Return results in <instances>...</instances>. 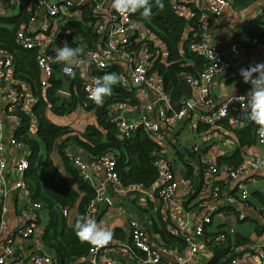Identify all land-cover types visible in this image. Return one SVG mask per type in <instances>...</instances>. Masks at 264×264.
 I'll return each mask as SVG.
<instances>
[{
	"label": "built area",
	"instance_id": "1",
	"mask_svg": "<svg viewBox=\"0 0 264 264\" xmlns=\"http://www.w3.org/2000/svg\"><path fill=\"white\" fill-rule=\"evenodd\" d=\"M152 1L149 0V3ZM111 2L112 0H35L31 3L32 12L26 26L16 34V43L23 48L38 50L37 64L41 75V85L44 88L47 87L56 71L54 55L56 52L52 53L50 49H55L54 44L61 48L64 46L68 37V32L64 28L69 21H79L81 26L84 25L83 8L87 7L91 17L88 25L92 29L94 38L92 43L82 34L73 38V41L78 43V47L83 48L84 54L80 57L83 63L74 66L72 74L76 73L83 81V90L87 98L92 100L90 98L91 89L96 86V80H102L98 71L118 65L120 69L118 81L129 96L124 101H116L109 105L110 118L116 123L122 137H130L137 129L142 128L164 148V154L154 158V164L158 169L156 193L162 204L160 218L167 227L171 223L175 224L173 206L178 205L177 198L180 195V188L183 189L184 197L200 186L197 196V214H188L177 228L179 232L177 233L186 247V253L176 255L174 261L167 258L172 251L170 245L154 243L145 226L136 217H132L129 221L128 241L108 243L103 247L92 245L87 257L80 258L71 264H114V260L108 253L109 249L129 253L137 259L139 264H186L195 259L204 242L213 251L212 246L225 245L229 234L234 232L233 228L209 232L208 227L216 216L232 212L233 207L241 205L242 208L236 212L237 218L242 221L250 217V213L246 210L249 203V186L257 180L253 174L264 175V139L258 135L256 130V144L253 148H262L263 152L258 154L253 151L251 156L252 147L246 146L243 150L242 162L237 165L227 164L224 167L212 160L202 146L195 145L191 152L195 154L196 160L192 161L193 169L187 174L186 171L182 173L177 170L173 158L165 155L174 144L170 142L169 132L176 130L187 115L190 118L195 114L211 131L219 129L226 120H233L234 127L250 122L252 118L247 101L249 92H239L226 100L219 101L214 94L213 83L223 70L228 54L234 55V58L229 59L228 62L230 69L236 70L242 61L241 58L249 57L251 54L255 55L254 52L251 53L255 47L249 51L232 39L225 42L209 34L210 18L222 17L228 0H204L202 5L200 0H170L174 11L183 16L190 13L192 17L195 14L193 7L200 8V23L190 39L189 47L202 55L206 61L203 69L197 73L186 71L182 74V78L186 79L192 87V98L184 100L181 108L176 109L172 104L171 93L165 90L160 74L152 71L157 58L161 57L165 61L164 45L161 40L145 27L139 19V11L121 16L111 7ZM5 11V3L0 0V15H4ZM261 45L263 44L258 46ZM12 68L13 58L8 53H0V103H2L0 106V179L3 184L6 183V174L10 166L7 144L1 136L6 120H11L13 125V135L9 141L11 147H25L14 136L15 129L19 127V121L12 112L19 104H25L27 99L25 93L11 92L8 75ZM63 69L64 65L59 63V73L64 78H70L72 74H66ZM59 92L65 96L71 94L63 88ZM6 106L8 107L7 112L5 111ZM129 112L137 113L138 116L129 118ZM67 151L78 173L96 188L97 195L89 203L86 216L93 219L100 227L97 221L99 207L103 203H112L111 198L105 193L106 188L109 185L115 188L122 185L116 170V158L108 153L96 159L93 158L95 163L105 170V179L100 186L94 180L86 154L73 145ZM28 165L29 161L26 156L17 159L14 164L20 178L12 184L9 190L17 191L20 197H27L24 194L27 189L24 173ZM247 171L251 176L250 180L245 176ZM197 180L200 182L197 183ZM1 190L3 186L0 185ZM7 190L4 189V191ZM27 198L30 199V197ZM37 210H42L40 203L32 202L31 199L24 201L23 211L20 214L21 226L17 229L18 236L29 238L38 234L37 217L31 218ZM61 210L66 218L72 213V209L68 207H61ZM4 225L5 220L2 217L0 232ZM42 244H44L43 237L39 242V245ZM17 247L13 241L0 243V264H9L11 256H16L18 253L23 257L19 259L25 264H59L55 253L45 250L43 246H37L28 254L18 251ZM258 253L261 264H264V251ZM248 255L254 256L251 252ZM239 263L240 258L237 256L230 260V264Z\"/></svg>",
	"mask_w": 264,
	"mask_h": 264
},
{
	"label": "trees",
	"instance_id": "2",
	"mask_svg": "<svg viewBox=\"0 0 264 264\" xmlns=\"http://www.w3.org/2000/svg\"><path fill=\"white\" fill-rule=\"evenodd\" d=\"M30 0H22L23 8L19 14L0 16V53H8L13 58V81L10 82L11 92L25 93L24 84H30L35 97L32 110H28L26 104H19L12 112L19 121V127L14 131L15 138L29 149L28 168L24 173V180L32 202L40 203L45 211L47 221L44 225L43 241L58 258L59 264H71L78 259L87 257L92 244L82 242L77 234L75 225L80 216H86L88 205L97 195L96 188L85 180L75 169L67 149L73 145L82 150L88 157L97 158L108 153L116 158V170L119 179L125 187L141 185L150 187L158 179V169L154 164V158L164 151L161 144L154 141L142 128L137 129L130 137H122L119 134L116 123L110 118L109 105L116 101H124L129 93L119 81L112 86V94L104 97L103 105H97L87 98L83 90V81L76 73L70 76L69 86L71 94L64 96L60 93L65 80L58 76L59 63L55 62L56 71L49 85H41V75L37 64L38 50L27 49L16 43V34L22 30L23 21L29 19V13L25 5ZM32 2L35 0H31ZM164 7L161 9L156 0L150 3L152 14L149 18L142 17L139 11V19L145 27L159 38L167 53L165 61L161 57L154 62L152 71H157L163 81L165 90L172 94L186 71L197 73L205 66L202 55L189 47L193 33L197 31L200 23V8L193 7L194 15L190 19L180 15L172 8L170 0H162ZM142 11V10H141ZM89 9L83 8L84 25L79 21H69L65 28L68 32L67 43L71 48H77L78 43L73 38L82 34L92 43L94 35L88 21ZM188 35V38H186ZM232 41L252 49L259 44L264 45V21L252 20L240 25L234 31ZM56 57V54H54ZM261 64H264L261 63ZM257 64H247L243 69L250 71ZM101 78L108 74H118V65L107 70L98 71ZM117 93V94H116ZM80 105L94 112L96 124L86 125L83 132L74 133L68 126L53 122L48 113L55 115L69 114ZM8 107H5L7 112ZM36 118L38 126L35 133L32 132V121ZM1 128V124H0ZM258 125L250 120L248 125L238 131L241 145L252 144L256 140ZM176 154L184 160L187 167L186 173L193 169L192 161L196 160L191 150H182L177 144H173ZM57 150L62 157L68 173L73 177L72 185L64 173L55 164L51 153ZM229 159V160H228ZM239 149L226 162H241ZM200 182L197 180V183ZM189 193V198L198 196V189ZM196 188V186H195ZM188 198V200H189ZM61 207L76 208V213L71 222L62 214ZM0 207V222L2 219ZM160 226L155 230L167 239L175 235L169 231L166 223L160 218ZM177 237V236H176ZM181 238V236H180ZM213 258L211 264H226L230 258L224 259L229 253L225 245L212 246Z\"/></svg>",
	"mask_w": 264,
	"mask_h": 264
},
{
	"label": "crops",
	"instance_id": "3",
	"mask_svg": "<svg viewBox=\"0 0 264 264\" xmlns=\"http://www.w3.org/2000/svg\"><path fill=\"white\" fill-rule=\"evenodd\" d=\"M2 1L5 3V7L7 4L15 2V0ZM15 3L16 6L13 9L11 15L19 14L23 8L22 0H18ZM31 3L32 1L30 0L25 5V9L29 15L32 12V9L30 8ZM203 3L204 0H200V4L202 5ZM16 9H18V11H16ZM0 16L10 15L2 14ZM190 16V13H187L185 18L190 19ZM26 20L27 18L25 21H23V27H25L26 23L28 22ZM252 20L264 21V0H228L224 15L219 18H210L208 31L209 34L217 36L225 42H228L233 39L234 31L237 27ZM58 26L62 27L59 24ZM53 47L55 49H50L52 53L56 52L58 45L54 44ZM248 50L250 51L252 49ZM253 50L254 51H251V53L254 52L255 55L251 54L249 57L241 58L242 61L240 63H243V65L241 68H239L238 65L236 70L230 69V63L228 61L229 59L232 60L234 57H231L228 54L227 61L223 66V70L213 83L214 94L219 101L226 100L239 92L251 91V85L244 83L243 77L240 75V70L247 64H261L264 62V45L255 47ZM166 58L167 53L164 48V59L166 60ZM57 75L62 76L61 73H58ZM64 80L65 83L63 89L71 93L72 87L69 86V81L72 82V80H70L69 77H65ZM8 81H13L12 69H10ZM24 88L27 99L26 106L28 110H32L35 101H31L34 96L31 85L24 84ZM186 99L187 96L185 92H183L181 94V102ZM1 105L2 103H0V106ZM136 116H138L137 113H128L129 118H134ZM48 117L57 124L68 126L69 129L73 130L74 133L83 132L86 125L88 124H96L94 112L85 109L83 105H80L75 111L69 114L55 115L48 113ZM187 121L188 122L184 125L182 130L177 133L176 143L174 144H178L182 150H190L191 147L200 145L208 153L211 159L216 161L221 167L227 166V164H234V162L227 163L226 160L227 158L231 157L238 149L240 151L242 162L244 159L243 150L246 146H248V148L252 147L250 150L251 156L253 155V151H256L258 154L263 152L262 148H253V146L256 144V140L252 144H247L244 146L241 145L242 143L240 142L237 130L246 127L249 122L243 126L234 127L233 120H226L219 129L211 131L207 128V125L202 123L196 114L195 116L188 118ZM37 126V120L36 118H33L31 126L33 133L37 131ZM12 135V122L11 120H6V122L3 124L1 136L7 144V155L10 159V166L6 174V183L3 184L2 180L0 179V185L3 186V190L0 191V207L2 210L1 215L5 220V225L0 232V243L3 244L13 241L15 246H18V251H21L23 254H28L34 251L37 246H43L45 250L52 251L44 244L39 245L40 239L44 235V231L42 233V230H44V225L47 221L46 213L43 210H37L31 215V218L34 216L37 217V231L40 233L38 232V234H35L29 238H22L17 235V229L21 226L20 214L23 211V204L25 200H30L27 198L30 197V195L29 192L26 191L27 189H25L24 194L27 195V197H20L17 191L9 190V188L16 180L20 178V175H18V172L14 166L15 161L24 156L27 157L29 149H27L26 146L22 148H12L9 142ZM189 139L191 140V143L190 146H187ZM170 142L172 144L171 140ZM163 154L164 151L159 153V155ZM165 155L171 156L173 158L175 168L180 172L185 173L187 167L184 163V160L176 154L173 144L171 145L170 150H168V153ZM85 156L89 162L95 182L101 186L105 179L104 168L98 166L93 158L88 157L87 155ZM51 157L59 169L64 173L69 182L72 185H75L73 182V177L68 173L59 152L54 150L51 153ZM245 176L250 180L251 176L248 171L245 173ZM253 176L257 177V180L249 186V203L247 204L246 208V210L250 213V217L242 221L237 218L236 212L239 208H242V206L239 205L238 207H233L232 212H225L223 215L216 216L213 223L208 227L209 232L233 228L234 232L229 234L227 243L225 244V247L229 248V253L224 259L226 260V258H230L231 260V258L237 256L240 258L239 264H261V258L258 252L264 251V175L253 174ZM157 185L158 183H154L150 187H144L137 184L125 187L124 185L122 186L120 184L118 188L109 185L106 188L105 193L111 198L112 203H103L100 205L97 213V221L99 222L101 228L110 230L113 233V238L109 242V244H112L114 242L121 243L128 241L130 235L129 221L132 217H136L143 224V226H145L154 243L158 242L170 245L172 251L167 256V258L170 261H174L176 255L186 253V247L182 238H180L178 234L179 232L177 228L184 222L188 214H197L196 207L198 199H190L188 196L189 194L183 197V189L180 188V195L177 198L178 205L173 206V220L175 224L171 223V225L168 226L169 231L175 236L165 239L162 234L158 232V230H155L157 225L160 226L159 215L162 206L161 201L156 193ZM4 189L8 190L4 191ZM75 213L76 208L72 209V213L68 217L69 222H71V218L75 216ZM231 215H234V217L231 218ZM249 252L253 253L254 256L248 255ZM108 253L114 260V264H139L137 259L131 256L129 253H123L119 250L112 249H109ZM19 258H23L20 253H18L16 256H11L9 264H25ZM212 258L213 251L204 242L200 246V250L195 259L186 264H211ZM226 264H230V262H227Z\"/></svg>",
	"mask_w": 264,
	"mask_h": 264
},
{
	"label": "clouds",
	"instance_id": "4",
	"mask_svg": "<svg viewBox=\"0 0 264 264\" xmlns=\"http://www.w3.org/2000/svg\"><path fill=\"white\" fill-rule=\"evenodd\" d=\"M156 3L161 9L164 7L162 0H156ZM111 7L121 16L140 11L142 17L147 19L152 14L149 0H112ZM83 54V48H71L65 41L62 48L58 46L56 49V61L64 65L63 70L66 74L71 75L73 67L83 63V60L80 59ZM240 75L243 77L244 83L252 86L247 96L248 107L250 108L251 118L258 125V135L264 139V64H257L250 71L242 68ZM117 81L118 77L116 74H108L102 80H96V86L91 89L90 98L97 105L102 106L104 97L112 94V86ZM75 228L76 234L82 242H87L97 247L107 245L113 238V233L110 230L98 227L96 222L87 216H80Z\"/></svg>",
	"mask_w": 264,
	"mask_h": 264
},
{
	"label": "water",
	"instance_id": "5",
	"mask_svg": "<svg viewBox=\"0 0 264 264\" xmlns=\"http://www.w3.org/2000/svg\"><path fill=\"white\" fill-rule=\"evenodd\" d=\"M251 88H252V86H251ZM183 92H185L187 98H192V87H191V85L186 81V79L181 78V80L178 83V85L176 86L175 90L172 92V103L174 104L176 109H180L182 106L181 94ZM188 118H189V116L187 115L181 121L179 127L176 130L169 132L170 137H171V141L173 143H176V135L180 130H182L184 125L187 123Z\"/></svg>",
	"mask_w": 264,
	"mask_h": 264
},
{
	"label": "rangeland",
	"instance_id": "6",
	"mask_svg": "<svg viewBox=\"0 0 264 264\" xmlns=\"http://www.w3.org/2000/svg\"><path fill=\"white\" fill-rule=\"evenodd\" d=\"M18 0H15V2H17ZM15 2H13V3H11V4H7V6L5 7L6 9H7V11H6V14L7 15H11V13L13 12V9L15 8V6H16V3ZM19 9V8H18ZM18 9H16V11H18ZM15 11V10H14ZM6 14H4V15H6ZM229 56H231V57H234V55H232V54H229ZM243 65V63H239V68H241V66ZM79 77V76H78ZM31 101H35V97L33 96V98L31 99ZM186 130V129H185ZM190 143H191V140L189 139V141H188V143H187V146H190ZM190 150H192V147L190 148ZM234 217V215H231V218H233ZM73 218H71V220H72ZM239 226V225H238ZM237 226V227H238ZM240 227V226H239Z\"/></svg>",
	"mask_w": 264,
	"mask_h": 264
}]
</instances>
